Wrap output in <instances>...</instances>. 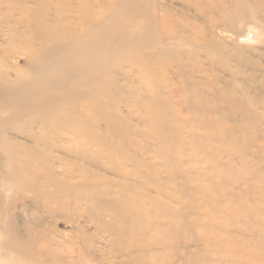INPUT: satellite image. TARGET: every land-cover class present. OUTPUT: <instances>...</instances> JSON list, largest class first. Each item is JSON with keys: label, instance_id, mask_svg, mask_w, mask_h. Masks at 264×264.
I'll return each mask as SVG.
<instances>
[{"label": "bare ground", "instance_id": "1", "mask_svg": "<svg viewBox=\"0 0 264 264\" xmlns=\"http://www.w3.org/2000/svg\"><path fill=\"white\" fill-rule=\"evenodd\" d=\"M10 1L14 6L6 7L7 0H0V16H2L0 18V162L2 158L5 161L13 159L24 164L31 162L42 169L41 172L31 171L32 175L37 174V180H43L41 183L63 186L66 193L76 190L91 193L92 196L93 193H97L95 204L102 207L108 203L111 204L109 199H106L107 196L118 198L120 195L125 196L127 191L133 194V201H135V197L139 198L138 195L142 194L144 190L138 191L139 187L135 183V178L144 179L146 184L153 187L160 185L161 181L157 177H152L153 171L158 173L160 168L150 164L145 157L148 153L156 154L157 150L155 151L151 145H143L137 139L145 134L147 137L152 136L157 140V145L164 146L165 152H167L164 167L169 174V180L175 183L180 180L182 184L185 183L182 188L180 187V190H177L179 188L177 186L175 191L172 189L170 192L173 195H178L179 199L181 195L185 196L188 193V199L194 211H199L196 204L199 199L207 198L206 200L210 204L199 211V216L203 217L202 222H199L205 224L203 226H206L209 233L211 232L207 229L209 226H214L216 229L222 227L221 230L217 229L212 236L208 232H195L198 229L204 230L203 226L195 229L198 227L197 225L189 230L188 226L193 225L190 223L191 220L190 224L187 223L186 226L189 231L184 226L186 231L184 236L183 231L181 229L179 231L181 227L177 225L179 226L176 227L178 230L175 228L176 232L179 231L176 233L178 234L177 250H174L172 255L176 261L168 264H201V261L224 264V257L232 253L236 257L230 256L231 260H227L228 264H263L264 246L261 243L264 244V204L260 202L252 204L243 195L250 194L247 185L249 182L253 185L254 192L261 191L256 185L257 180L260 181L262 187L264 186V154L261 156V153H264V113L257 108V106L261 107L263 102L256 96L251 97L246 91V86L254 85L264 90V76L260 81H257L255 80L257 78L250 77L243 69L244 67H252L255 70L263 69V64L252 58V55L259 51L254 46L256 43L250 41L252 39L255 40L252 42L257 41L258 44L264 45V0H216L217 4L215 5L212 3L213 0H166L173 4L179 2L183 8L177 10V7L173 5L167 6V2L162 3L159 8H154L150 14V20L146 21L143 27L140 28L137 25V29L127 32L125 38L109 26L111 22L120 21L124 17H131L133 14L139 15L138 12L131 11L136 9L142 0H114L113 3H108L106 0H73L75 2L56 0L62 4H75L78 8L74 12H62L54 19L49 16L42 21H37L35 16L41 13L45 14L47 8L42 9V7L46 4L52 5L51 3L44 0ZM28 1L32 3V7L25 8V3ZM20 4L23 7H20ZM15 5L18 6V11L23 14L22 21H14ZM107 8L113 9V14L105 17ZM125 10L129 12L128 15L123 14ZM216 14L221 15L216 18ZM70 18L83 22V26L90 27L89 30L85 32L76 21H70ZM201 20H205V23L209 20L216 22L207 27L199 25ZM217 22L232 27L222 32L230 34L231 37L228 34L227 39L224 40L212 37L218 31ZM4 24L12 25L10 26L11 35L1 29ZM22 30H27L28 35H25ZM116 33L115 46L110 44V47L114 48L112 55L108 56L106 55L108 43L113 40L112 36ZM140 35L141 39L135 40ZM232 36L235 39H232ZM123 41L131 42L135 49L141 52V56L144 55V62L148 67L147 73L137 71L138 73L133 75L132 79L130 77L132 71L123 72L116 68L117 71L111 75L107 84H103L101 80L104 73L102 61L106 64L108 60L116 57L117 51L120 52L118 46L122 45ZM20 46L23 48L22 54L25 56L24 67L21 66V68H26V73L21 72V75L13 77L14 75L9 74L11 70L7 63L9 49ZM185 46L191 49L185 51ZM83 47L89 49L87 55H89L90 61L84 62L81 59V53L86 50ZM122 49L123 47L120 46V50ZM108 54L110 55V53ZM106 56L110 59H107ZM94 57L96 58L95 64L92 62ZM57 61H59L58 63L65 61V66H56V73L51 74L54 79H50L48 86L55 83L61 85L70 83L72 87L65 96L48 99L50 97L48 93L53 92L56 87H47L46 89L44 87L46 85L45 77L38 74L42 70L41 68L52 67L53 63ZM109 63L112 62L109 61L107 64ZM130 65L133 71L137 67V63ZM218 66L224 68L232 79L226 80L223 82L224 84L220 83L221 78L215 72ZM19 67L15 66L14 68ZM169 70H176L177 82L171 77H167L166 72ZM239 75L245 81V85L239 79ZM137 78L147 80L145 84H142L143 87L140 90L148 94V104L146 105L138 99L140 96L137 98L138 101H135L133 97L136 92H134L132 84ZM122 81L127 84L122 85ZM177 83L181 84L184 91L189 93H184L185 98L182 99L178 95L179 100H175L172 96L173 88L177 87ZM231 85L232 87H230ZM45 90H49V92L47 93ZM58 90L63 89L59 88ZM192 91L193 94H190ZM129 97L134 98L133 103L127 106L129 111L124 114L121 111V103H124ZM177 101L179 103L183 101V106L186 107V112L188 111L187 115L183 111L186 119L184 115L182 118L192 125L195 124L198 130L206 128V131L203 130L206 132L204 135H202L204 133L202 130V132L199 131L202 133L201 135L199 132L190 133L191 136H189L193 140L186 142V137L182 136V138L177 134L183 128V125L179 124L181 115L175 109ZM134 110L139 111L136 124L133 122L135 119L133 118ZM178 112L180 113L179 110ZM3 113H6V117H3ZM30 113L35 115L32 120L26 121L25 118ZM11 120H17L12 127L15 135L25 137L26 134V138L32 139L34 145L29 147V145H21L16 142L13 144L12 141L7 140L9 128L5 126ZM226 120H231L232 124L238 123V125L228 126L224 124ZM139 124L144 128L145 126L148 129L151 128L150 134L140 130ZM26 125L31 130L38 127V132L24 131ZM171 132L174 134L169 135ZM67 135H70V138ZM166 135L171 144L166 143ZM238 136L245 141L244 147L239 142ZM63 140H68L78 149L86 150L82 151L81 165L86 166L95 156H101L106 160V164L115 168L113 171L118 178H107L102 173V168L96 166L98 172H91L100 176V180H96L97 182L91 180L90 182L86 181L84 185L76 186L70 180L67 181L68 176L72 173L71 169L66 170L63 179L53 180L51 176L57 174V171L50 166L49 161H54L53 152L57 148L56 143ZM186 144H189L188 148L195 155L197 153L204 157L211 155L210 163L213 171H223L224 174L221 175L220 181H216L215 175L208 169L199 168L194 171L199 178L214 180V188L219 190L220 197L219 194L213 197L214 193L207 195L199 189L193 190L194 188L189 187L190 178L188 179L187 174L185 175L181 170L178 161L181 154L186 151L183 150ZM133 146H141L143 151L146 150L145 156L138 157ZM13 150L24 155L17 156L14 152L12 153ZM29 152L34 153L33 156L28 155ZM224 154L227 155L226 158H229L223 160ZM237 157L242 165L241 172L246 176L243 183L235 178L233 161ZM121 158L123 162L129 161L133 168L143 170L135 174L125 173L126 169L118 163L122 161ZM180 160L182 159L180 158ZM14 161L10 167L13 172L17 170V164ZM182 168L184 169L183 165ZM21 175L22 172L18 174V176ZM3 177L4 174L0 169V178ZM50 177L51 179H49ZM102 187L110 188L101 191ZM187 188L193 192L190 193ZM21 189L22 191H38L39 197L35 202L39 206L42 203V198L51 202L62 199L54 194L45 196L41 192L42 189L44 190L42 184L30 185L26 181ZM145 193L146 191L144 195ZM8 196L10 195L8 194ZM22 201L24 202L25 199H15L13 204L2 207L4 211L7 209V212L2 215L6 222L1 231L8 244H5L2 238L0 239V264H45L41 255H46V252L42 249L37 251L35 247V240L39 238L36 233L38 231H35L29 222L22 219V215L27 210V206ZM129 201L128 197L124 203L122 202V207H127L130 204ZM19 202H21V207H19ZM167 205L158 208L159 210L155 213L159 215V212H163L166 215V212L172 210L173 206L170 208ZM175 208H177V204ZM182 210L184 211L181 208ZM176 211L178 212V210ZM212 213L215 215L213 216ZM18 215H20V223L17 219ZM159 216L163 217V214ZM240 216L243 217V220L238 223L235 218ZM172 217H170L171 224L174 225L177 220L180 221L185 216H179L175 223ZM174 217L176 219L177 216ZM210 218L212 219L209 220ZM220 219L228 220L227 225L217 223ZM184 222L187 221L184 220ZM148 224L150 225V223ZM155 225L158 224L155 223ZM140 233L142 234V231ZM133 234L138 235V232L133 231ZM143 234V241L133 242L121 250L120 259L122 262L119 264H160L163 262L161 260L165 254L163 250L170 248L169 251H172L171 248L173 249L172 246L175 245L173 240L165 239L169 238L168 231L167 234L165 233V237L162 236L163 239L155 241H153L154 237L149 241L150 238L147 239L146 234ZM115 237L120 238L121 234H115ZM187 242L193 243L194 247H185L184 244ZM183 246L185 249L179 250ZM136 253L140 254L139 257L135 256ZM211 255H214L212 261ZM237 257L241 258L237 259ZM58 260V264H70V261L60 258Z\"/></svg>", "mask_w": 264, "mask_h": 264}, {"label": "rangeland", "instance_id": "2", "mask_svg": "<svg viewBox=\"0 0 264 264\" xmlns=\"http://www.w3.org/2000/svg\"><path fill=\"white\" fill-rule=\"evenodd\" d=\"M44 1L49 3V4L51 3L52 5L46 4L42 7V9L47 8V11L45 12V14L41 13L40 15H36L35 17L37 18V21H42L43 19H46L49 16H50V18L53 17V19H54L56 17V15H59L62 12L63 13H65V12L70 13V12H74L78 8V6H76L75 4H71V3L62 4V2H56V0H44ZM106 1L108 3L114 2V0H106ZM224 1H227V0H224ZM72 2H75V1L72 0ZM166 2H167V6L173 5V6L177 7V10H180L181 8H183V5L180 4L179 2H175L173 4L172 2L166 1V0H158V1L157 0H142L141 4L139 6H137L136 9L131 11V12L136 11L139 13V15L133 14L131 17L127 16V17H124V19H121L120 21L111 22L109 27L111 29L115 30L118 34L122 35V37L124 36L123 38H125L127 36V32H129L132 29L134 30L137 27V25L140 28L143 27L144 23H146V21L150 20V14L154 10V8H159L162 5V3L165 4ZM212 3L215 5V4H217V1L213 0ZM10 6H14L13 2H11L10 0H7L6 7H10ZM19 6L23 7L21 4ZM17 7L18 6L14 7L15 8V12H14V19L15 20L14 21H22L24 18L23 14L20 11H18ZM26 7H29V8L32 7V3L30 1L26 2L25 8ZM111 14H113V9L107 8L105 11V17H108ZM123 14L128 15L129 12L125 10ZM220 15L216 14V18L220 17ZM1 17L2 16H0V18ZM69 20L70 21H76V23L79 24L80 28L84 29L85 32H87L90 28L89 26H88V28H87V26H83V22H81L79 20H75L73 18H70ZM214 22H216V21L209 20V21H207V23H205V20H201L199 25L208 27V26L212 25ZM108 23H110V22H108ZM111 25H114V26L111 27ZM179 25H181V23H179ZM10 26H12V25L4 24L3 28H1V29L5 33H8L9 35H11L12 33H11ZM230 28H232V27H230V25H228V24L224 25V23L219 22L218 23V29H217L218 31H217V33L213 34L212 37H214L216 39L217 38L222 39V40L227 39V37L230 36V34L222 33V32H223V30H228ZM22 32L25 35H28L27 30L26 31L22 30ZM117 33L114 36H112L113 40L110 43H108V46L106 49L107 50L106 55H108V56L112 55V51L114 48H111L110 44H114L113 47L115 46V40L114 39H115V36L117 35ZM227 34H228V36H227ZM140 39H141V35L135 40H140ZM232 39H235V37H233ZM173 41H175V40H173ZM252 41H255V40L251 39L250 42L254 43V44L256 43L255 45L254 44L253 45L259 51V53L257 52L256 54H253L252 58H254L255 60H258L261 64H263V69H256L255 70L252 67H244L243 71H245V73L247 75H249L250 77L257 78V79L254 78L255 80L260 81L261 78L264 76V45L258 44L259 42H257V41L256 42H252ZM120 46L123 47L124 52H123V49L120 50ZM120 46H118V49L120 52H118L117 48H116L117 56L113 57L112 60L107 61V63L109 61H111L112 63H109V64L106 63L105 64V62L102 61V64H103L102 70L104 71V73H103L101 80H102L103 84H107L111 75L117 71L116 68H118L121 71L123 70V72L132 71V75L130 76L132 79L134 78L133 75L138 73L137 71L146 72L148 70L147 64L144 62L145 61L144 55L141 56V52L137 51L135 49V46L131 42L123 41L122 45H120ZM83 48L86 50L81 53L82 54L81 59L84 62L90 61V57H89V55H87L89 49H87L86 47H83ZM89 48H90V46H89ZM190 49H191L190 47L185 46V51H189ZM22 50H23V48L21 46L19 48L18 47L15 48V49H9L10 54L8 55V62L7 63L9 64V67L11 70L9 74L14 75L13 77H15L16 75H19V74L21 75V72L26 73V71H25L26 68H21V66L24 67V61H25L24 60L25 56H24V54H22ZM108 53H110V55ZM11 56H12V58H11ZM106 58L108 59L109 57L106 56ZM94 61H96L95 57L92 58V62L95 64ZM186 61L187 60H185V62ZM58 62L59 61L53 63L54 66H52V67L46 68V67H48V66H46V67L41 68L42 70H40L39 74H38V75L45 77L46 85L44 87H46V89H47V87L48 88L56 87L53 92H49V90H45L47 93L49 92L48 94L50 97H48V99L49 98L57 99V97H63L67 94V92L69 90H71V87H72V85L70 83H64L62 85L55 83L52 86H48V83H50L49 81H51L50 79H54V77L52 75H54L53 73H56V71H57L56 66L57 67L58 66H61V67L65 66V61L60 62V63H58ZM131 63H137V67H135L134 71L130 68ZM104 65H105V67H104ZM15 66H20V67L14 68ZM94 68H95V65H94ZM207 68H209V67H207ZM215 72L220 76L221 80L219 82L222 84H224L223 82H225L226 80L232 79V77L229 76L228 73L225 72V69L220 67V66L217 67ZM42 74H46V75H42ZM166 74H167V77H171L175 82L178 81L177 76H176V74H177L176 70H172V71L169 70L166 72ZM238 77H239V79L242 80V82L244 84L245 81H243V78L241 77V75H239ZM145 82H147L146 79H138L137 78L135 80V83L132 84V88H134V90H135L134 92H136L135 96H133L135 98V101H138V99H139L143 102V104L146 105V104H148V94H146L143 91H140L141 87H143L142 84H145ZM231 82H232V80H231ZM122 83H121L122 85L127 84V82H125V81H122ZM230 87H232V85ZM59 88L63 89V90L59 91L58 90ZM183 88L184 87L179 83H177L176 88H173V95L172 96L174 97L175 100L176 99L179 100L177 98L178 95L181 96V99H182L184 97V93L189 94V93L185 92ZM246 91H247V93H249L251 95V97L256 96L261 102H263V105L261 107L257 106V108H258V110H260L264 113V90L262 88L256 86V85H254V86H246ZM190 94H193V91ZM138 96H140V97L138 98ZM134 98L129 97V99L125 100L124 103L123 102L121 103V108H122L121 111L124 114H127V112L129 111L127 106L132 105V103H133L132 100ZM177 102L178 103L176 104L175 109H176L177 113L181 115V118H180L181 123H179V124L183 125V128L181 129L182 131L180 133L177 132V134L179 136L181 135V137L182 136L184 138L186 137L185 138V139H187L186 142H190L191 140H193L190 137L193 132H199L201 130L203 131L204 129L198 130V128L195 126V124L192 125V123H188L185 120L186 116L184 115L185 114L184 112H186V107L183 106L184 102L183 101H180V103H179V101H177ZM140 107H142V106H140ZM178 110L180 111V113L178 112ZM134 111L135 112H134L133 118H135V119L133 122L136 124L138 122L137 117L139 116V111H136V110H134ZM187 113H188V111L186 112V115H187ZM2 115H3V117H6V113H3ZM34 115L35 114H33V113L28 114V116L25 118L26 121L32 120ZM183 115H184L185 119L182 118ZM16 121L17 120H11V121L7 122V124L5 126V127L9 128L7 130L9 133L8 134L9 138H7V140L12 141L13 144L16 142V143H19L21 145H24V144L29 145V147L34 145V142L32 139L26 138V134H25V137L23 135L19 136V137L15 135L12 127L16 124ZM232 122L233 121H231V120H226L224 124H226L228 126H232L234 124L238 125V123L232 124ZM139 125H140V130H144V131L148 132V134H150V132L152 130L151 128L148 129L147 126H145V128H144L141 124H139ZM192 126H195V127H192ZM186 129H188V130H186ZM30 130H31L30 127H28L26 125L24 131H27L29 133ZM31 131L32 132H38V127L37 128L35 127ZM189 131H191V132H189ZM204 131H206V128ZM201 132H199L200 135L202 134ZM24 133H26V132H24ZM205 133L206 132H204L202 135H204ZM173 134H174V132H171L169 135H173ZM67 137L70 138V135H67ZM148 137L145 134L143 136H139L137 139H139L140 143H143V145L148 144V145H151L152 148L154 147V150L155 151L157 150L156 154L152 152L151 154L148 153L145 156L146 150L143 151V148L141 146L140 147L133 146L132 148L135 149V151H137L138 157L144 155L148 159V162L150 164L152 163V165H154L156 168H160V169H158V173L157 172L154 173V171L152 173V177H154V178L157 177L159 179V181H161L160 185H158V187L157 186L153 187V186L146 184V182H144V179L135 178V183L139 187L138 191L139 190H144V192L146 191L145 195H144V192H142V194L138 195L139 198L135 197V201H133V199H132L133 194H130L128 191H127L125 196L120 195L118 198H115L112 196H107L108 198H106V199L107 200L109 199L108 201L111 204L108 203L107 205L102 206V207L95 204V200L97 199V193H93L94 197L92 196L91 193L83 192L80 190L79 191L76 190L73 192L66 193V192H64L63 186H58L56 184L54 186H51V185H47L45 183H41L43 180H39V179L37 180V178H36L37 174L32 175L31 171L41 172L42 169L39 167H36L35 164H33L31 162L24 164V163H21L18 161H14L13 159H11L12 161H5L4 158H2L1 162H0V169L4 174V177L0 178L1 179L0 180V239L2 238L3 241H5V244H8V243H6V239L4 240V235L1 231L3 224H5V222H6L5 217H3L2 215H4L5 212H7V209L4 211L2 209V207L13 204V201H15V199H18V200L19 199H25V201L24 202L22 201V202L27 206L26 207L27 210H26V213L22 215V219L24 221L29 222L34 227L35 231H38L36 233L38 234L39 238L37 240H35V247H36L37 251H38V249H42L43 251L46 252V255H41L42 261L45 264H58L57 261H59L58 260L59 258L64 260V261H66V260L70 261V264H119L120 262H122V259H120L121 250H123L124 248L127 247V245H129L133 242L143 241L144 240V234L143 233L146 234L147 239L150 238L149 241L153 240L154 238L155 239L153 241H155L156 239H163V237H165V235L167 234V231H168L169 238L166 237L165 239L173 240V243L175 245L172 246L173 247V249L171 248L172 251H169L170 248L169 249L166 248L167 251L163 250V253H165V254L163 255L164 257L161 260L163 262H161L160 264H168L170 262L174 263L176 260H174V257L172 258V255H173V251L177 250L176 245L178 242V241L176 242L177 236H178V234H176V233L179 232L181 229L183 231L182 233L185 236L186 231L184 228L187 226V223H189V221H191V220L192 221L190 223H192L193 225L195 224V226L189 225L188 226V227H190L189 230H191L194 227H197V225H198V227L195 229H198L201 226L205 225L203 223H200V222H202L203 217L199 216V211H201V209L203 210L207 206H209L210 202L208 200H206L207 198L202 200V197H201V199H199V201L196 203L198 205V206L197 205L196 206L199 207V208H197V210H199V211H194V208L191 207V205H190V200L188 199V193L185 196H184V194L181 196L179 195L180 199L183 197L181 199V201H182L181 202L178 195H173V193L170 192V190H172V189H174V191H175V189H177V186H179V188L177 190H180L183 187L182 185L185 183L182 181L183 182V184H182L180 182V180H178L177 183L169 180V174H168L166 168L164 167L166 165L165 164L166 163L165 155L167 152H165L163 145H162L163 147H160L157 145V140L155 138H153L152 136H148ZM166 138H167L166 143L171 144L167 135H166ZM185 139L183 140L184 142H185ZM238 140L240 143H242V146L244 147L245 141L242 140V137L238 136ZM188 145L189 144L185 145L186 147H184L183 150H186V151L181 154V157H179L178 161L181 165V170H183L185 175L187 174L186 176L188 177V179L190 178L189 179V181H190L189 187L194 188L193 190L199 189L200 191L204 192L207 195H213V193H214L213 197L214 196L216 197V195L219 194L218 196L220 197L221 194L219 193V190L214 188V185H213L214 180L205 179V178H201V177L199 178L198 176H196L194 171H196L199 168L200 169L201 168L208 169L209 171L213 172V174L216 177V181H220L221 175L223 176V174H224L223 171H221V170H214L213 171L211 163H210V161H212L211 155H209L208 157L201 156L199 153H197L198 155L197 154L195 155V154H193V151H191L190 148H188ZM56 146H57V148H55V150L53 152L54 161L53 162L51 160L49 161V163H51L50 166L57 171L56 172L57 174L51 176L53 180L54 179H59V180L63 179L64 178L63 175H65L67 169L72 170V173L68 176L67 181L70 180V182H72L73 184H76V186L84 185L86 181L90 182L91 180H93V181L94 180L95 181L100 180L99 179L100 176L91 172V171L98 172L96 169V166L102 168L101 171L104 175H106L107 178H116V177L118 178V176L115 175V173L113 171L115 168L112 165L106 164V160L103 157L95 156L94 159L89 161L90 163L86 164V166H83V165H81L82 163H81L80 158L83 155L82 151L83 150L86 151L85 149H78L77 147H74L72 145V143H70L68 140H63L62 142L61 141L57 142ZM129 148L131 149V146ZM165 148H166V146H165ZM263 148H264V146H263ZM14 150L12 151V153L14 152L15 155H17V156H20V155L23 156L24 155V154H20L19 151L16 152ZM167 151H168V147H167ZM32 154H34V153H32ZM32 154H31V152L28 153V155H30V156H33ZM263 154L264 153H261V156ZM182 155H183V158H182ZM225 156H227V155L224 154V156H222L223 160H226L227 158H229V157L226 158ZM180 158L182 160H180ZM121 160H122V158H121ZM13 161L17 164V170L15 172H13L10 168ZM195 161H196V163H194ZM118 163H120V165H123L124 169H126L125 173L131 172L132 174H135V173H139L140 171L143 170V169L140 170L139 168H137V169L133 168L129 161L123 162V160H122L121 162L119 161ZM182 163H184V164H182ZM233 163H234V168H235L234 169L235 170V178H237V180H240L241 182L242 181L244 182L246 180V176L241 172L242 165H241L238 157L235 159V161H233ZM195 164H197L198 166ZM182 165L184 166V169L182 168ZM20 172H22V175L18 176V174ZM146 175H148V174H146ZM51 177L49 179H51ZM195 177H197V178H195ZM26 181L28 183H30V185H33L34 183L39 184V185L42 184V186L44 187V190L42 189L43 191L41 190V192L43 194H45V196H48L50 194H54L57 197H61L62 198L61 201L51 202V201H48V200L42 198V203L39 206L35 202V200L38 199V197H39L38 191H31V190H23L22 191V189H21L22 185H24V182H26ZM244 184H246V183H244ZM247 185H248V192L250 194L248 196L246 194L243 195V196H245L246 200H249L252 204H255L256 202H258V203L260 202V203L264 204V186L263 187L261 186L260 181L257 180L256 185L259 186L261 191L254 192L253 185H251L250 182L247 183ZM5 188L7 190V192H6L7 194L5 193ZM109 188L110 187H102L101 191L106 190V189L108 190ZM187 189L189 190V188H187ZM111 190H114V189H111ZM158 191H159V193H158ZM189 192L192 193L193 191L189 190ZM8 194L10 196H8ZM146 195H148V196L150 195L151 197L150 196L147 197ZM7 196L9 197V199L7 198ZM128 197L130 200L129 201L130 204L127 207L123 208L122 202L124 203ZM84 198H85V200H84ZM150 198H152V199H150ZM177 199H179V200H177ZM177 201L178 202L180 201L179 202L181 204L180 206H179V203ZM202 201H204L206 203H204ZM20 203L21 202L18 203L19 207H21ZM162 204L163 205L168 204L167 206H169L170 208L173 205L171 208L172 210H168V212L170 214L168 212H166L167 214L165 215V213L159 212V215L163 214V217H161L162 215L159 216L158 213L157 214L155 213V211H158L160 209V207L163 206ZM176 204H177L178 209L175 208ZM16 205H17V203H16ZM200 206H201V208H200ZM181 208L184 209V211L183 210L181 211ZM176 210H178V212ZM191 210L193 213L191 212ZM16 211L18 212V210H16ZM175 212H177L178 214L177 213L175 214ZM185 213H186V215H185ZM169 215L173 216L172 219L174 220V223L177 219H179V216H182V217L185 216V217L184 218L181 217L183 219V221H182V219H180V221L177 220L176 224H174L176 226H174L171 224L172 220L170 219L171 216H169ZM212 215L214 216L215 214L212 213ZM18 216H19V218H17V219L19 220V223H20L21 222L20 215H18ZM174 216H177L176 219ZM187 216L190 218H188ZM242 216H240L239 218H235V221L238 223H241L243 220ZM164 218H166V219H164ZM211 219L212 218H210L209 220H211ZM184 220L187 222H184ZM193 220H194V222H193ZM213 220H215L214 217H213ZM178 222H180V223L177 224ZM182 222H183V224H182ZM227 222H228V220L225 221L224 219H220L217 221V223H219L220 225L221 224L227 225ZM148 223H150V225ZM155 223L158 225L156 226ZM164 224H165V226H164ZM177 225H179L181 228H179V231L176 232L175 228L179 227ZM203 227H202V229H204V230L198 229V230H195V232L196 231H199L201 233L202 232H208L206 230V226H203ZM213 227L214 226L207 227V229L213 233L212 234L211 232L210 233L208 232V234L212 235V236L216 233L217 229H220V230L222 229V227L217 228V229L214 227L215 229L213 230L212 229ZM145 228H146V230H145ZM171 229H172V231H171ZM176 229L178 230V228H176ZM161 230L163 231L164 234L162 233ZM164 230H166V231H164ZM174 230H175V233H174ZM187 230H188V228H187ZM129 231L131 232V234ZM133 231H137L138 235H134ZM140 231H142V234L140 233ZM117 232L121 234L120 238L115 237V234L118 235ZM170 232L172 233V235ZM150 233L151 234L153 233L152 234L153 236ZM158 236H159V238H157ZM173 236H175L174 239H172ZM193 245H194L193 243H188V242H187V244H184L185 247H192ZM261 245L264 246L263 243H261ZM184 246L179 248V250L183 251L185 249ZM49 253H51L52 255H47ZM167 253L168 254L171 253V254H169L171 257ZM38 255H40V254H38ZM139 255L140 254H138V253L135 254V256H138V257H139ZM227 255H229V256H227ZM227 255L224 257L225 258L224 264H228L229 261H227V260L228 259L231 260L230 256H232V258L236 257L233 255V253L227 254ZM240 258L241 257H237V259H240ZM169 259H170V261H169ZM210 259L212 261L214 259V255H211ZM3 260L6 261L5 258H3ZM209 262L210 261H205V262L201 261V264H211L212 263V262H210V263ZM6 263H7V261H6ZM7 264H10V263H7ZM60 264H62V263H60ZM263 264H264V262H263Z\"/></svg>", "mask_w": 264, "mask_h": 264}]
</instances>
